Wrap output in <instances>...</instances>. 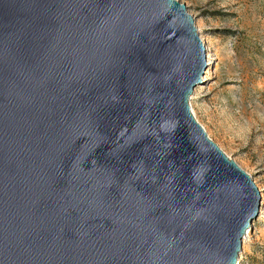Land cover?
<instances>
[{
    "label": "water",
    "instance_id": "water-1",
    "mask_svg": "<svg viewBox=\"0 0 264 264\" xmlns=\"http://www.w3.org/2000/svg\"><path fill=\"white\" fill-rule=\"evenodd\" d=\"M207 64L179 0H0V264H234L261 193Z\"/></svg>",
    "mask_w": 264,
    "mask_h": 264
},
{
    "label": "rangeland",
    "instance_id": "rangeland-1",
    "mask_svg": "<svg viewBox=\"0 0 264 264\" xmlns=\"http://www.w3.org/2000/svg\"><path fill=\"white\" fill-rule=\"evenodd\" d=\"M194 17L207 67L190 107L260 188V208L234 264H264V0H179Z\"/></svg>",
    "mask_w": 264,
    "mask_h": 264
}]
</instances>
